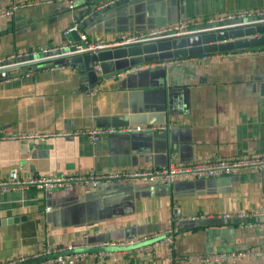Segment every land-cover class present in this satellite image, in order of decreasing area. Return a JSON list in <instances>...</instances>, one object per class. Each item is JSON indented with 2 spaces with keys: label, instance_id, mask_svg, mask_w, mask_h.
Segmentation results:
<instances>
[{
  "label": "crops",
  "instance_id": "1",
  "mask_svg": "<svg viewBox=\"0 0 264 264\" xmlns=\"http://www.w3.org/2000/svg\"><path fill=\"white\" fill-rule=\"evenodd\" d=\"M0 0V10L10 2ZM113 1L108 11L106 4ZM75 0L53 2L0 19V63L16 55L75 44L70 32L101 11L79 38L112 42L179 21L205 22L234 12L264 11V0ZM79 18V20H77ZM97 63H95L96 65ZM97 66V65H96ZM74 67H49L0 80V135L123 126H164L161 132L0 141V182L78 174L133 173L170 164L264 154V50L234 60L210 58L167 68L141 65L90 85ZM161 186V187H160ZM264 208V172L179 181L166 187L114 180L96 188L0 191V264L45 248L117 252L115 264H189L173 256L264 250V218L218 221ZM209 217L208 220H200ZM200 220L181 225L182 220ZM250 225L249 229L241 228ZM175 227L173 250L146 252L104 243ZM122 253V254H121ZM77 264H113L110 258ZM239 264H264L262 259Z\"/></svg>",
  "mask_w": 264,
  "mask_h": 264
},
{
  "label": "built area",
  "instance_id": "2",
  "mask_svg": "<svg viewBox=\"0 0 264 264\" xmlns=\"http://www.w3.org/2000/svg\"><path fill=\"white\" fill-rule=\"evenodd\" d=\"M75 0H28L10 2L6 8L0 10V19L13 14L15 11L33 6L50 4L53 2L64 3L68 9H73ZM93 1V0H89ZM114 3L110 1L107 6ZM264 17V11L261 12H234L217 17H211L205 22L179 21L175 24L156 28L147 32H140L128 35H120L112 42L89 41L85 37H81V44H75L74 52L90 53L96 55L98 51L113 48L124 47L129 45H137L149 42L154 38H174L181 37L186 32L190 33L195 30V27L204 24L216 25L220 22L255 19ZM68 46L55 49H44L40 52L25 53L16 55L11 59H17L25 56L30 57L36 54L47 53L52 50L65 49ZM260 50H238L224 53H215L210 55H202L197 57H189L182 59L166 60L148 64L154 68H167L176 64L194 63L198 60L206 61L210 58H218L222 60H234L241 57H251L259 54ZM147 66V65H146ZM96 72H99L98 66H95ZM164 126H123L117 128H90L86 130L64 131V132H30L18 134H1L0 141H20L24 143H33L35 141L45 142L51 137L69 138L73 136H84L91 143H96L104 136H115L125 134H136L141 132H161ZM241 170H251L254 172H264V154L261 155H246L235 156L230 159H215L206 162H192L185 164H170L165 168H150L140 172L133 173H87L74 176H59L55 178H42L32 180H20L14 173L8 175V178L0 182V191L20 190L30 185H34L39 189H63L73 186L92 187L96 188L99 184L114 181L128 180L138 181L150 185H167L170 186L179 181H191L197 179H209L221 176H234ZM264 218V208L251 213L244 211L232 212L226 211L214 217L215 220L224 222L232 219L244 220L249 216ZM209 217H202L200 220H208ZM195 219V221H200ZM250 225H242L241 228L249 229ZM177 237L175 227H168L162 233H148L136 237L134 239H125L104 243V245L116 247H134L140 252L149 254L154 247L162 245L172 251L174 240ZM117 252H96L90 253L87 251H75L72 246L63 249L45 248L39 254L33 255L30 258L18 256L16 259L4 262L2 264H77L80 262L92 261L95 259L110 258L113 264L117 262ZM122 254V253H121ZM262 259L264 260L263 249H247L243 251H213L208 253H190L184 255L173 256L171 262L180 263L186 262L189 264H239L246 260Z\"/></svg>",
  "mask_w": 264,
  "mask_h": 264
},
{
  "label": "water",
  "instance_id": "3",
  "mask_svg": "<svg viewBox=\"0 0 264 264\" xmlns=\"http://www.w3.org/2000/svg\"><path fill=\"white\" fill-rule=\"evenodd\" d=\"M126 2L127 0H122L118 3L123 4ZM113 4L108 5V11L113 8ZM100 15H102V10L91 14L89 18L78 25V29L70 32L74 42H76L75 44L82 43L78 30H84L88 24ZM73 45L65 49L52 50L30 57L22 56L1 62L0 80L44 68L74 67L83 63L84 70L80 73L88 78L90 85L93 87L99 82L98 73L102 79L107 80L113 78L120 71L155 62L263 48L264 17L226 21L216 25L204 24L195 27V30L190 33L186 32L181 37L154 38L142 44L101 50L96 55L76 53ZM95 63H97L99 72L95 70ZM30 146H32V143ZM162 186L168 187L167 185ZM180 224H196V221L182 220Z\"/></svg>",
  "mask_w": 264,
  "mask_h": 264
},
{
  "label": "trees",
  "instance_id": "4",
  "mask_svg": "<svg viewBox=\"0 0 264 264\" xmlns=\"http://www.w3.org/2000/svg\"><path fill=\"white\" fill-rule=\"evenodd\" d=\"M264 50V47L263 48H253V49H251V50Z\"/></svg>",
  "mask_w": 264,
  "mask_h": 264
}]
</instances>
